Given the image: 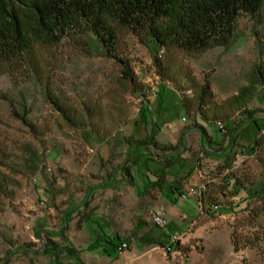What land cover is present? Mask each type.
I'll list each match as a JSON object with an SVG mask.
<instances>
[{
    "label": "rangeland",
    "instance_id": "obj_1",
    "mask_svg": "<svg viewBox=\"0 0 264 264\" xmlns=\"http://www.w3.org/2000/svg\"><path fill=\"white\" fill-rule=\"evenodd\" d=\"M110 23L116 33L112 54L88 36L69 34L57 43H32L19 56H0V264L50 263L51 255L30 252L34 247L43 251L48 241L46 234H35L36 227L61 228L64 211L78 201L83 178L98 173L97 165L117 168L125 159L124 139L143 141L153 135L159 147L169 148L150 146L157 156L146 153L137 159L145 168L154 167L155 160L169 164L161 156L181 150L182 136L176 133L187 124L183 117L189 120L181 96L192 117L212 119L204 125L214 140L226 136L218 120L227 127L247 110L264 111V1L256 15L239 17L229 46L200 52L154 50L145 32ZM205 85L210 97L199 113L198 95ZM154 89L157 96L151 94ZM236 96L242 97V106L231 103ZM91 128L102 139H95ZM174 129L179 130L174 134ZM203 156L196 160L202 177L190 187L208 182L205 193L214 204L235 199L225 187L228 177H237L251 193L264 185V145L258 156L238 154L233 166V156L215 165L202 162ZM124 175L131 185L134 174L127 170ZM131 190L128 186L122 195L128 206L136 204ZM109 197L99 191L97 203L114 212L121 235L130 241L127 257L138 264H264V196L256 195L248 210L215 218L198 204L199 213L189 211L197 218L178 220L168 242L158 228L151 229L153 211L119 216L121 196L112 203ZM137 223L149 226L136 231ZM57 242L62 246L61 239ZM24 245L28 248L19 251ZM65 260L60 253V261Z\"/></svg>",
    "mask_w": 264,
    "mask_h": 264
},
{
    "label": "trees",
    "instance_id": "obj_2",
    "mask_svg": "<svg viewBox=\"0 0 264 264\" xmlns=\"http://www.w3.org/2000/svg\"><path fill=\"white\" fill-rule=\"evenodd\" d=\"M263 1L0 0V56H19L30 50L32 43H57L69 34L88 36L99 46L108 48V53L112 54L116 50V33L110 21H115L135 31L145 32L149 36V42L154 50L173 49L191 53L219 46L227 47L234 36L239 17L242 14L256 15L260 11ZM155 60L158 62L157 56ZM125 74L131 79L129 70L125 71ZM209 97V87L202 86L198 95L199 113ZM181 98L190 117L191 112L185 104L184 97L181 96ZM241 98L236 96L231 103L242 106L240 104ZM243 107L245 106L243 105ZM262 112V115H258L257 111L247 110L244 112V116L235 119L232 124L227 123V127L225 126L226 133L224 134L229 137L230 145L239 147L233 154L232 166L241 151L243 152L242 155L248 157L258 156L261 152L264 145V111ZM203 118L207 122H212L209 116ZM201 129L203 132L205 131L204 128ZM90 130L89 133L94 131L92 128ZM219 130L225 132L220 128ZM94 138L102 139L98 132H95ZM122 142L128 147L127 157L123 164L136 163L134 159L143 157L146 153L157 156L155 150L150 146H156L159 149L169 148L159 147L153 135L143 141H133L127 138ZM202 145L205 146V143L203 142ZM136 151L141 152L142 155L134 156ZM165 160L168 161L167 158ZM121 167L124 172L130 171L129 168H126V165H121ZM147 170L155 179H146L148 186L145 188V193L152 188H162L166 180V172H153L150 168ZM138 171L140 172V169ZM111 182V180H108L105 186L110 185ZM225 183L226 189L231 190L230 192L235 198L233 201L214 204L204 199L205 190L195 196L196 202L194 201V204H197V206L199 204L205 213L215 218L223 213H237L239 209L248 210L249 202L256 195L264 196V185L251 193L250 189L244 183H241L237 177H228ZM175 194L178 196L182 194L178 186L171 187L169 198L174 204L177 203V200L173 198ZM88 204V200L85 201L84 205L87 206ZM76 212H80L79 206L67 207L64 211L61 231H46L49 239L46 243L45 253L51 255L56 264H62L60 253L66 256L79 254L74 245L65 238L67 226L72 220V215ZM197 216V214L191 215V218L195 220ZM89 219V214L82 213L78 226H80L81 221L85 222ZM144 225L146 226L147 223H144ZM145 226L138 223L135 229L138 231ZM38 233L39 231H37ZM57 235L63 236L65 241V244L59 248L58 244L52 239ZM103 238L104 242H107L116 250L122 242L130 244L128 238H123L119 234L105 235ZM176 244L179 246L178 242ZM97 247H99V244L95 243L90 248ZM27 248L28 245H24L18 250Z\"/></svg>",
    "mask_w": 264,
    "mask_h": 264
},
{
    "label": "crops",
    "instance_id": "obj_3",
    "mask_svg": "<svg viewBox=\"0 0 264 264\" xmlns=\"http://www.w3.org/2000/svg\"><path fill=\"white\" fill-rule=\"evenodd\" d=\"M183 119L187 122V124L179 128L181 129V132H177L179 129H174V134L177 132L176 134H180V137L182 136L183 146L181 150L177 152L173 157L161 156L162 161H164L166 158L168 161H171L169 162V164L165 165L164 163L155 160L152 162L155 164V166L151 167L152 169L150 168L153 172H166V180L162 188H152L147 193H145V188L148 186V181L146 179L151 178V180H154L155 178L150 175L148 170L146 172H143L148 167L145 168L141 166L142 162L137 158L134 159L136 163L123 164L125 160L124 159L117 166V168L114 167L116 165H113L114 169H112V172H107V168H109L108 166H106L105 170V168L101 165H97L95 167L96 169L98 168V173L94 171V173H90L85 178H83V183L78 185V201L73 202L75 206H79L80 212H76L72 215V220L69 222L67 230L65 231V238H67V240L74 245L77 251H79V254L67 256V260L63 261L62 264H138L137 260L134 262L132 259H129L127 257V251H125L123 254H119L116 248L103 241V237H105V235H121L120 227L122 224H120L116 216L114 217V212L111 213L110 210H104L99 207L97 203V194L99 191L105 190V192L109 194V198H111V203L113 200H116V196H121L120 198H118V201L119 204L121 202L124 205L123 208L117 206V210L120 212L119 216L128 217V215L130 216L135 213L142 214L143 212H145V210H150L153 212L161 210L165 211L167 215L166 226L157 227L155 224H151V229L158 228L157 232L162 233L167 242L169 240V235L178 230V225L180 224L182 218L187 219L191 218V215H194L189 213L190 210L196 208L199 213L197 204H194V201L196 202V197L194 196H189L187 199H182L181 196L175 194L173 198L177 200V203L174 204L169 198L171 196V187L178 186L180 188V192H184L187 186H196L199 183V180L202 177V171H204L203 168L200 169L196 165V160L199 155H204V158H201V161L209 163L210 165H215L216 163L224 164L228 162L229 156H233L237 149L235 146L230 145L229 137L224 136L223 134L222 139L214 140L213 136H211V134L205 128V120L202 116H190L189 120L183 117ZM201 128H204L205 131L203 132ZM203 142L205 143V146L202 145ZM214 145L216 146V148L214 147ZM127 148L128 147H126L124 152H127ZM141 155L142 153L138 151L134 153V156ZM201 161L198 160V163H201ZM121 165L128 166L130 172H132L135 176L134 182L131 185L129 184L130 179H128L127 176L125 177L124 171L121 170ZM113 167H110L109 169ZM138 169H140V172L138 171ZM102 170L103 172L101 173L100 171ZM169 175H174V177L170 179ZM108 180H111L112 182L110 185L105 186ZM128 186L132 187L131 192L134 193L133 198L134 202L136 203L135 205L131 204L128 206V203L122 196L128 192ZM208 197V193H204V199L208 200ZM87 200L89 204L85 208L84 203ZM78 203L80 205H78ZM114 209L115 207H113V210ZM82 213L89 214L90 219L88 221H85L83 226L81 227L74 226V224L77 223V217H80ZM205 214L208 215L207 213ZM222 215L223 214L219 216ZM41 216V220L45 221V214L42 213ZM101 220L103 223L101 222ZM91 222L96 224L97 227L89 228L88 226ZM147 226L149 225L147 224ZM106 227L107 230H105ZM117 227L119 229H116ZM145 227L139 230H143ZM61 228L52 229L51 227L47 226H45L44 228L38 226L36 227L35 234L39 238H41L40 235L43 233L46 234V231H61ZM159 229H161V231H159ZM37 231H39L38 234ZM46 236L49 239V236L47 234ZM52 239L55 242L61 239L63 241V244H65L64 237L61 235L54 236ZM162 239L164 238L162 237ZM141 242L145 243L143 239L141 240ZM95 243H98L99 247L90 248L93 247ZM45 249L46 248H44L43 251H38L34 247L32 248V250H30V252L43 256L47 255L45 253ZM49 264L56 263L52 259L50 260Z\"/></svg>",
    "mask_w": 264,
    "mask_h": 264
},
{
    "label": "built area",
    "instance_id": "obj_4",
    "mask_svg": "<svg viewBox=\"0 0 264 264\" xmlns=\"http://www.w3.org/2000/svg\"><path fill=\"white\" fill-rule=\"evenodd\" d=\"M151 94L153 96H157L158 92H157V90L154 89L153 92H151ZM217 124H218V127L220 129L225 131V125H223V123L221 121H218ZM240 153L243 154L242 151ZM48 169L51 170V167H49ZM34 180L37 181V179H34ZM207 183L208 182H201L199 187L187 186L186 190L184 192H182L181 198L182 199H187L189 196H194L195 197V190H204V185L207 184ZM215 208H217V206H215ZM152 219H153L154 224H156L157 226L164 227L167 224V215H166V212L163 211V210L157 211V212H153ZM177 235H178V233H175L172 236L174 241H176ZM129 248H130V244H128L127 242H122L121 245L118 247V253L122 254L126 250H128Z\"/></svg>",
    "mask_w": 264,
    "mask_h": 264
},
{
    "label": "bare ground",
    "instance_id": "obj_5",
    "mask_svg": "<svg viewBox=\"0 0 264 264\" xmlns=\"http://www.w3.org/2000/svg\"><path fill=\"white\" fill-rule=\"evenodd\" d=\"M147 92V91H146ZM141 100H143V99H141ZM234 162H238L237 160H235ZM202 182H206L205 180H203ZM200 186V185H199ZM205 190H207V184H205L204 185V190H198V194H200V192L201 191H205ZM178 237H179V234L177 235V238H176V240H178Z\"/></svg>",
    "mask_w": 264,
    "mask_h": 264
}]
</instances>
